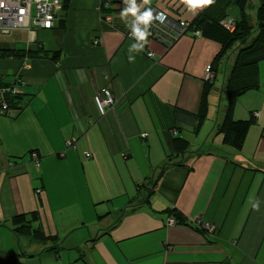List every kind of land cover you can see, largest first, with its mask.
<instances>
[{"label":"crops","instance_id":"obj_1","mask_svg":"<svg viewBox=\"0 0 264 264\" xmlns=\"http://www.w3.org/2000/svg\"><path fill=\"white\" fill-rule=\"evenodd\" d=\"M99 4L70 0L50 29L0 31V52L25 53L0 55V77L16 80L24 98L14 117L0 113V264H264V60L259 88L234 105V119L253 123L233 153L216 133L224 92L215 80L206 87L220 46L188 31L167 51L149 42V58L126 37L134 16L113 13L106 26ZM205 7H186V18ZM40 49L59 52L58 61L27 54ZM102 88L117 102L102 105ZM204 91L212 118L203 142L212 154H191L189 172L166 166L151 187L168 154L153 122L157 103L195 114ZM148 186L149 201L125 210ZM169 208L186 222L203 217L214 231L170 224ZM33 211L58 236L57 253L12 232V217Z\"/></svg>","mask_w":264,"mask_h":264},{"label":"trees","instance_id":"obj_2","mask_svg":"<svg viewBox=\"0 0 264 264\" xmlns=\"http://www.w3.org/2000/svg\"><path fill=\"white\" fill-rule=\"evenodd\" d=\"M59 1L61 5L60 12L66 10L70 0ZM160 1L150 0L148 4H144L143 0H135V4L139 11L155 8L164 13L171 24L185 22L186 26L181 32H178L175 27L169 24L148 26L150 34L147 37V42H140V44L144 43L143 47L146 51V56L149 58L154 56V53L148 49L149 42L159 43L167 51L180 36L188 31L214 41L220 46L219 52L212 63L207 65V67L209 66L210 76L206 78V87L209 85V82H214L212 80H215V84H219L223 90L226 97V105L223 120L218 125L216 133L222 135V146L228 148L233 153H239L247 130L253 121L251 118L236 120L233 118L232 112L239 96L247 91L259 88L260 82L257 68L258 63L264 60V0H257L256 3L253 0H213L211 5L200 10L197 9L192 19L186 18V7L188 6L181 3V0H173L174 3L172 2L171 6H169L168 2L164 7L158 6V2ZM129 6L128 3H125V0H100L98 11L100 12L102 23L113 27L112 14L123 12ZM133 26L129 31H126V37L137 41L132 35ZM141 28L143 29L144 27L142 26ZM27 54L32 58L43 57L54 61H58L59 59V52L57 51L29 50ZM0 55L22 57L25 56V53L24 51L7 50L0 52ZM228 63H230V66ZM10 84L11 82H5V79L0 77V89H4L5 103L9 107H13L18 114L24 106L23 94L11 93L7 89L10 87ZM157 104L159 105V109L158 112L152 115L153 122L165 138V148L168 154L164 166L161 167L158 175L154 177L151 187L157 184L165 172L166 166L179 165L186 167L187 172H189L192 169L191 164L193 161L191 154H212L211 149L205 146V142L197 146V148L192 149L188 139L184 135L185 133L197 134L205 120L212 118V115L208 114L209 106L206 91H204L198 112L195 114L179 110L176 107L161 102ZM32 152L37 153V151L31 150L28 154L30 155ZM140 188L138 187L137 194L141 193V195L134 196L130 201V203L136 204L130 205L125 210L129 208L130 211L136 210L142 205V202L149 201V198L146 196L150 190V186L143 189ZM142 195H144L143 198L138 201V197ZM167 212L170 215L168 219H173L175 224L190 225L192 228L194 227L203 233L210 234L196 225L194 221L191 223L186 222L176 209L169 208ZM11 224V230L16 236H24L33 243H50V247L44 250L48 249V251L57 253L59 238L55 234L50 235L45 233L37 211L14 215L11 219Z\"/></svg>","mask_w":264,"mask_h":264},{"label":"built area","instance_id":"obj_3","mask_svg":"<svg viewBox=\"0 0 264 264\" xmlns=\"http://www.w3.org/2000/svg\"><path fill=\"white\" fill-rule=\"evenodd\" d=\"M61 5L59 0H0V31L2 33H8L13 29H31L43 28L50 29L54 26L57 14L60 11ZM151 9L153 19L148 26L154 25H172L181 32L186 26L185 22L172 23L167 19L164 13L155 9ZM146 9V10H148ZM145 11V10H144ZM144 11H138L137 15L142 14ZM109 19V18H108ZM144 25H139V27ZM152 55V53H150ZM206 78L210 76L209 66L205 70ZM17 81L11 82L10 87L7 88L11 93L20 94V90L16 85ZM4 89H0V113L9 117H14L17 113L13 107H9L5 103ZM103 98L100 100L102 105H113L117 101L113 99L106 88L100 89ZM144 136V134L142 135ZM70 145V144H69ZM89 154H86L88 156ZM30 159L36 170L39 167V156L36 152L30 153ZM40 190H37L39 193ZM170 224H173V219L168 220ZM195 224L206 230L209 233L214 231V226L207 222L203 217H198L194 220Z\"/></svg>","mask_w":264,"mask_h":264},{"label":"clouds","instance_id":"obj_4","mask_svg":"<svg viewBox=\"0 0 264 264\" xmlns=\"http://www.w3.org/2000/svg\"><path fill=\"white\" fill-rule=\"evenodd\" d=\"M150 0H143L144 4H148ZM125 3H128L130 6L125 9L121 16H125L128 14H131L132 16H135V21L133 22V31L132 35L135 37V39L138 42H147V37L150 34L148 32V25L153 19V14L151 9L145 10L142 14L137 15V12L139 11L138 7L135 4V0H125ZM181 3L187 5L190 10L196 7H203L208 6L213 3V0H181ZM144 25V28L142 29L139 27V25ZM144 43L139 44V48L142 50ZM133 47H137V45H133ZM129 61L131 62L132 59L129 58ZM254 209L258 210V207L253 206Z\"/></svg>","mask_w":264,"mask_h":264},{"label":"rangeland","instance_id":"obj_5","mask_svg":"<svg viewBox=\"0 0 264 264\" xmlns=\"http://www.w3.org/2000/svg\"><path fill=\"white\" fill-rule=\"evenodd\" d=\"M253 1L255 3L257 2V0H253ZM208 123H211V122L205 121V123L202 125V129H201L200 133L197 134V135H194V134H191V133H185L184 134L186 137H188V139L191 142L192 146L197 144L198 142H200V144H202L203 140L205 138L209 139L211 137V131H210L211 128H210V125ZM194 147H197V146H194ZM157 199H160V198H158V197L157 198H155V197L151 198V200H154V201H156Z\"/></svg>","mask_w":264,"mask_h":264}]
</instances>
